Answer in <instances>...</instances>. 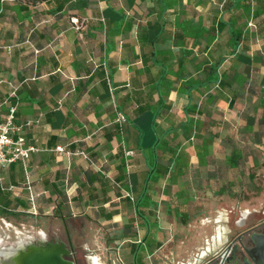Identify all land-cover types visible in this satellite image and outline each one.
<instances>
[{
  "label": "crops",
  "instance_id": "1",
  "mask_svg": "<svg viewBox=\"0 0 264 264\" xmlns=\"http://www.w3.org/2000/svg\"><path fill=\"white\" fill-rule=\"evenodd\" d=\"M245 4L246 13L237 0H0V122L15 88V119L35 148L25 167H0V218L31 219L38 233L97 223L126 264L144 240L155 264L175 238L161 243L160 231L183 234L180 250L205 248L191 264L224 251L218 219L190 220L229 198L213 187L217 170L242 152L215 164L219 136L238 126L246 139L264 123V0Z\"/></svg>",
  "mask_w": 264,
  "mask_h": 264
},
{
  "label": "rangeland",
  "instance_id": "2",
  "mask_svg": "<svg viewBox=\"0 0 264 264\" xmlns=\"http://www.w3.org/2000/svg\"><path fill=\"white\" fill-rule=\"evenodd\" d=\"M238 130L239 127L237 126L229 130L226 137H223V135L219 136L214 145L213 156L216 158L215 164L219 163L223 158L231 156L233 154L232 147L242 152V157L238 159L237 166L217 170L219 184L213 185V187L214 189H223L222 192L228 195L229 198L217 202L219 203L218 213L213 210L211 214H207L208 211L205 210L208 216H196L195 220H190L192 224H199L201 221L205 222L206 220L208 222L212 220L213 223L218 219V225H223L225 229L229 230L228 240L251 227L259 226L258 229L264 231V123H256L253 131L250 134H246V139ZM258 140L259 143H257ZM210 170L208 169L207 172H212ZM215 171L213 169V172ZM194 173L196 176H204L206 170L199 169L195 170ZM199 208L200 206H197L195 211L197 212ZM159 219L162 225L161 213ZM12 221L14 222L8 223L0 218V246L10 245L24 237H34L38 234V228L30 227L32 226L31 219H27V224L21 223V226L17 218ZM79 223L70 224L72 239L82 243L85 248L83 251L87 249L93 251L92 254L85 255L98 259L95 262L87 257L85 259L86 262L88 264H119L116 259L109 262L108 256L105 254V242L112 240L103 227L88 221L84 222V226L79 225ZM172 223L177 224L178 222L172 221ZM169 235L175 236V238L171 245H163L156 251L154 256L155 264H191L194 258L199 262L201 261L200 254L205 251L204 247L189 251L180 250L178 247L180 243L179 236L182 237L183 234L166 233L164 231L157 233L161 243ZM195 254L196 257L193 256ZM82 255L80 252L77 256L82 260Z\"/></svg>",
  "mask_w": 264,
  "mask_h": 264
},
{
  "label": "flooded vegetation",
  "instance_id": "3",
  "mask_svg": "<svg viewBox=\"0 0 264 264\" xmlns=\"http://www.w3.org/2000/svg\"><path fill=\"white\" fill-rule=\"evenodd\" d=\"M258 227L245 229L229 241V243L226 245H230L228 260L224 261L223 264H241L245 259H247L246 250L251 249L254 246L252 239L253 236L264 235V231H260ZM55 243H61L66 248L67 254L62 258L65 262L71 264H88L85 260L88 256L85 254L90 255L93 251L88 249L86 251H83L85 250L84 246H82V243H79L78 240L74 241L72 239L71 230L65 224H63V226H61L57 231H53L50 228L44 233H38L34 237H24L23 239L17 240L10 245L0 246V251H7V249L11 248L10 253L0 255V264H2L3 262L4 264H16L15 259L10 260V255L16 253L18 254L19 251L29 253L33 249L44 247L50 248L53 247V244ZM109 245L110 242L106 241L105 254L108 256L109 262H111V260L113 261V259H116L119 264H126V262L120 257L119 246ZM149 245V241L147 240L139 241L138 243H136L131 257V264H150L149 262L151 260L148 254ZM80 252L81 254H83L82 260L77 256ZM219 254H217L216 256H218ZM216 256L211 258L205 264H219L220 257L216 258Z\"/></svg>",
  "mask_w": 264,
  "mask_h": 264
},
{
  "label": "built area",
  "instance_id": "4",
  "mask_svg": "<svg viewBox=\"0 0 264 264\" xmlns=\"http://www.w3.org/2000/svg\"><path fill=\"white\" fill-rule=\"evenodd\" d=\"M15 1V0H8ZM75 28H78V21L72 20ZM10 96L13 97L16 102L10 106L7 115L4 120L0 122V167H5L13 162H20L25 167L26 162L31 152L35 151L33 146H28L25 143V139L21 134L22 124L17 123L15 119V111L17 106L16 89H12ZM119 121L123 120V117L119 115ZM57 151L62 152L63 148H56ZM132 152H127L126 155H131ZM28 190L30 189L27 186ZM131 200L130 195H126ZM33 195L29 194V201L33 204Z\"/></svg>",
  "mask_w": 264,
  "mask_h": 264
},
{
  "label": "water",
  "instance_id": "5",
  "mask_svg": "<svg viewBox=\"0 0 264 264\" xmlns=\"http://www.w3.org/2000/svg\"><path fill=\"white\" fill-rule=\"evenodd\" d=\"M252 239L254 246L246 250L247 259L241 264H264V235H254ZM229 249L230 245L226 246L225 250L216 256V258L220 257L219 264L228 260ZM66 254L64 245L55 243L53 247L33 249L29 253L19 251L18 254L10 255V260L15 259L16 264H71L62 259Z\"/></svg>",
  "mask_w": 264,
  "mask_h": 264
},
{
  "label": "trees",
  "instance_id": "6",
  "mask_svg": "<svg viewBox=\"0 0 264 264\" xmlns=\"http://www.w3.org/2000/svg\"><path fill=\"white\" fill-rule=\"evenodd\" d=\"M237 1L240 4L241 3L244 4L243 11L246 13V11H248V9H246V4H245L247 0H237ZM231 33H232L231 34V37H232V45L234 47H236L238 45V43L240 42L242 32H241L240 29L234 28ZM219 81H220V84H221V82H222V76H220V80ZM254 123H255V120L254 119H252V120L249 121V123L247 124L248 131L249 130L250 131L252 130V127H253ZM152 124L153 125L155 124V122H154L153 119H152ZM257 143H259V140H258ZM238 156H239L238 154L234 153L230 159H235L236 160V159H238L237 158ZM236 161H235V163H236ZM232 164H234V163H232ZM263 164H264V161H263ZM166 171H167L166 169H163V170L160 169V170H158V175H163L164 173H166ZM137 214L140 215V213H139L138 210H137Z\"/></svg>",
  "mask_w": 264,
  "mask_h": 264
},
{
  "label": "bare ground",
  "instance_id": "7",
  "mask_svg": "<svg viewBox=\"0 0 264 264\" xmlns=\"http://www.w3.org/2000/svg\"><path fill=\"white\" fill-rule=\"evenodd\" d=\"M10 252H11V248L7 249V251H0V255L7 254V253H10Z\"/></svg>",
  "mask_w": 264,
  "mask_h": 264
}]
</instances>
